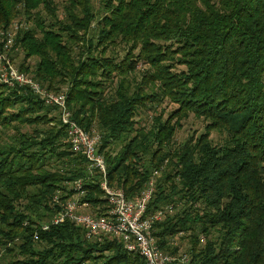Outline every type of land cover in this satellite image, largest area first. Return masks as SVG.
Masks as SVG:
<instances>
[{"label":"trees","instance_id":"1","mask_svg":"<svg viewBox=\"0 0 264 264\" xmlns=\"http://www.w3.org/2000/svg\"><path fill=\"white\" fill-rule=\"evenodd\" d=\"M14 24L18 69L99 133L107 184L131 199L152 180L146 215L171 206L153 224L162 250L177 239L189 264H264V0H0V30ZM58 117L0 84V264H146L52 222L77 178L81 212L109 207ZM190 118L200 128L176 142Z\"/></svg>","mask_w":264,"mask_h":264},{"label":"built area","instance_id":"2","mask_svg":"<svg viewBox=\"0 0 264 264\" xmlns=\"http://www.w3.org/2000/svg\"><path fill=\"white\" fill-rule=\"evenodd\" d=\"M19 28L18 24L0 30V84L7 87H26L31 93L44 103L54 106L58 112L61 125L65 128V142L72 151L81 154L87 161L90 169L102 173L100 189L108 204L106 216L96 217L79 209L87 206L79 199L85 194L84 182L74 180L71 184L73 193L65 201L56 194L53 202L57 204V212L52 219L54 224L65 219L79 226L89 240H101L102 236L109 235L120 240L127 252L138 253L146 264H189V256L185 253L173 254L162 250L153 235V224L164 218L165 212L171 209L166 206L146 215L147 205L152 197L153 181L150 180L145 187L133 198L129 199L121 188H113L107 184L105 176L104 157L98 153L97 148L101 136L96 130L85 131L71 118L66 105V92L61 90L53 92L42 86L29 74L20 71L14 63L13 57L18 51L14 46V38ZM157 171H154L156 174ZM47 226H43L46 228Z\"/></svg>","mask_w":264,"mask_h":264},{"label":"rangeland","instance_id":"3","mask_svg":"<svg viewBox=\"0 0 264 264\" xmlns=\"http://www.w3.org/2000/svg\"><path fill=\"white\" fill-rule=\"evenodd\" d=\"M59 1L60 0H55V2H59ZM20 58L21 57L19 55L13 57V59H14L13 61H14V63L17 66H18V64L20 62ZM194 128L199 129L200 128V123L196 122L195 119L190 118L188 121H186L184 123L183 129L177 131V133L175 135V141L179 142L182 139H184L188 134H190L194 130ZM174 242L177 245L178 253H184L186 251L187 244L184 242V240H180V241L177 242V239L176 240L174 239Z\"/></svg>","mask_w":264,"mask_h":264}]
</instances>
